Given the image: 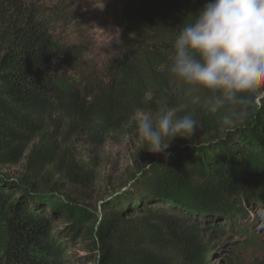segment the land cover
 <instances>
[{
	"label": "trees",
	"instance_id": "trees-1",
	"mask_svg": "<svg viewBox=\"0 0 264 264\" xmlns=\"http://www.w3.org/2000/svg\"><path fill=\"white\" fill-rule=\"evenodd\" d=\"M207 2L122 0L120 37L100 59L83 21L59 31L73 21L63 2L46 19L22 0H0V264H210V238L223 234L212 221L236 223L264 205V91L232 130L208 113L195 136L174 138L99 211L76 195L87 197L96 174L64 142L101 145L128 132L173 77L177 31ZM10 166L21 175L4 172ZM245 253L237 246L229 258L239 264Z\"/></svg>",
	"mask_w": 264,
	"mask_h": 264
},
{
	"label": "clouds",
	"instance_id": "clouds-1",
	"mask_svg": "<svg viewBox=\"0 0 264 264\" xmlns=\"http://www.w3.org/2000/svg\"><path fill=\"white\" fill-rule=\"evenodd\" d=\"M167 60L169 73L187 86L191 105L213 114L224 110L222 129L244 123L252 96L264 85V0H208L177 31ZM200 90L208 93L203 99ZM186 108L162 102L156 112L136 110L139 141L159 154L174 138L190 139L200 124Z\"/></svg>",
	"mask_w": 264,
	"mask_h": 264
},
{
	"label": "rangeland",
	"instance_id": "rangeland-1",
	"mask_svg": "<svg viewBox=\"0 0 264 264\" xmlns=\"http://www.w3.org/2000/svg\"><path fill=\"white\" fill-rule=\"evenodd\" d=\"M38 9L44 18H50L52 13L49 9L58 2H63L66 12L70 13L73 21L67 26L59 24V31L71 33L75 28L74 21H83V29L88 31V38L92 41L94 55L100 59L111 48L112 44L120 37L122 28L117 18L122 10V0H22ZM187 86L172 77L167 81V86L161 89L160 97L155 98L153 103L143 109L147 112H156L164 102V106L175 107L187 105L185 111L193 112L194 118L202 124V119L209 113L199 106L190 104V97L186 95ZM264 91L261 85L255 91V95H260ZM202 99L208 94L204 90L198 93ZM150 98V96L148 97ZM194 110V111H193ZM221 110L218 116H221ZM183 114V113H179ZM200 128V127H199ZM198 128V129H199ZM197 133V132H196ZM195 133V134H196ZM194 134V136H195ZM148 145L139 141L136 133V125L132 126L128 132L122 135H115L110 140L101 145L88 143L83 138H74L64 142L63 148L73 155L80 163L96 174V182L93 189L85 192L87 197L82 198V190L76 192L82 204L85 203L91 210H98L103 198L109 194H121L127 183L138 174V170L145 166L146 160L157 153L148 151ZM4 172L11 176H20V166H10ZM138 177V176H136ZM213 222V223H212ZM210 223L219 226L223 234L212 236L211 245L216 248L214 255L210 259V264H235L229 256L233 248L241 246L245 250L244 260L237 261L239 264H264V205L248 206L247 215L236 223L229 220H214ZM60 226L61 221L54 223ZM75 254H83L84 251L79 245L70 248ZM75 264H94L77 262Z\"/></svg>",
	"mask_w": 264,
	"mask_h": 264
},
{
	"label": "water",
	"instance_id": "water-1",
	"mask_svg": "<svg viewBox=\"0 0 264 264\" xmlns=\"http://www.w3.org/2000/svg\"><path fill=\"white\" fill-rule=\"evenodd\" d=\"M17 182L20 183L21 185H24V182H21V181H18V180H17ZM24 186H25V185H24Z\"/></svg>",
	"mask_w": 264,
	"mask_h": 264
}]
</instances>
